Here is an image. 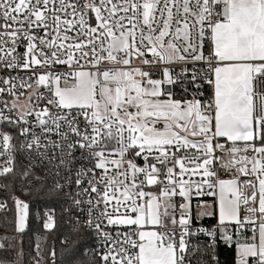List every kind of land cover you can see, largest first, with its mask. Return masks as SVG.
<instances>
[{
  "label": "snow or ice",
  "instance_id": "snow-or-ice-1",
  "mask_svg": "<svg viewBox=\"0 0 264 264\" xmlns=\"http://www.w3.org/2000/svg\"><path fill=\"white\" fill-rule=\"evenodd\" d=\"M0 73V264H264V0H0Z\"/></svg>",
  "mask_w": 264,
  "mask_h": 264
},
{
  "label": "trees",
  "instance_id": "trees-1",
  "mask_svg": "<svg viewBox=\"0 0 264 264\" xmlns=\"http://www.w3.org/2000/svg\"><path fill=\"white\" fill-rule=\"evenodd\" d=\"M23 196L26 199L31 200V197L29 195H23ZM7 216L9 219H11L12 213H8ZM3 219H4V215L1 214L0 215V225H2ZM61 233L68 234L72 239L75 238L74 236H72L70 229L66 225L62 227ZM53 240L56 241V248H57V252L59 254V252L61 250V246L59 244V235L58 236H51L50 235L49 239L47 241L48 246H51ZM65 247H71V244L66 245ZM25 248H26V251H30V249L28 247V241L27 240L25 242ZM31 255H35V252H31ZM219 257H220V260L223 262V264H234V262H235V251L234 250L221 249L219 252Z\"/></svg>",
  "mask_w": 264,
  "mask_h": 264
},
{
  "label": "built area",
  "instance_id": "built-area-1",
  "mask_svg": "<svg viewBox=\"0 0 264 264\" xmlns=\"http://www.w3.org/2000/svg\"><path fill=\"white\" fill-rule=\"evenodd\" d=\"M208 49H207V46H206V49H205V51H207ZM0 75H3V73H0ZM22 99H23V97H22ZM6 130H8V129H6ZM146 191L147 190H149V189H145ZM151 190H158V189H156V188H152ZM17 195H20L21 196V199H24V200H26V201H29L28 199H26L21 193H17ZM194 203H195V201H194ZM1 215V214H0ZM202 223H205V224H214L215 223V220L213 219V220H205V221H202ZM36 254V253H35Z\"/></svg>",
  "mask_w": 264,
  "mask_h": 264
},
{
  "label": "crops",
  "instance_id": "crops-1",
  "mask_svg": "<svg viewBox=\"0 0 264 264\" xmlns=\"http://www.w3.org/2000/svg\"><path fill=\"white\" fill-rule=\"evenodd\" d=\"M152 191H158V190H152ZM235 257H236V253H235Z\"/></svg>",
  "mask_w": 264,
  "mask_h": 264
}]
</instances>
